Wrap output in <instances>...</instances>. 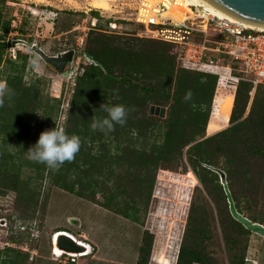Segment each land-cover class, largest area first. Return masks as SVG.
Here are the masks:
<instances>
[{
    "label": "trees",
    "instance_id": "16d2710c",
    "mask_svg": "<svg viewBox=\"0 0 264 264\" xmlns=\"http://www.w3.org/2000/svg\"><path fill=\"white\" fill-rule=\"evenodd\" d=\"M4 2L0 0V82H6L11 94L0 106V197L15 194L14 209L22 224L32 221L27 225L31 227L40 208L41 230L46 208V201L40 205L41 188L47 179L54 188L142 225L140 214L147 210L157 172L185 176L190 171L204 196L201 203L190 204L175 264H218L208 250L216 233L228 264H246L252 233L231 217L223 185L240 214L264 225V85L254 89L237 63L225 55L214 58L224 66L230 63L232 75L239 79L224 106L216 92L218 77L181 66L175 46L110 35L111 20L92 12L98 23L82 50L92 63L75 77L63 125L66 134L79 136L81 147L73 161L50 170L25 152L35 127L54 126L62 101L48 96L46 79L25 80L31 65L27 54L17 52L15 59L7 55L13 29L1 10ZM18 32L19 38L26 34L24 29ZM215 43L212 40L210 46ZM188 91L192 99L185 101ZM102 104L124 105L126 123L107 134L93 131V119L107 115ZM150 107L166 109L165 116L150 114ZM153 239L144 232L137 264H148ZM7 240L19 246L29 239L11 234ZM154 259L170 264L163 256ZM28 260L29 253L17 247L0 250V264Z\"/></svg>",
    "mask_w": 264,
    "mask_h": 264
},
{
    "label": "rangeland",
    "instance_id": "374dc122",
    "mask_svg": "<svg viewBox=\"0 0 264 264\" xmlns=\"http://www.w3.org/2000/svg\"><path fill=\"white\" fill-rule=\"evenodd\" d=\"M142 1L111 0L109 11L93 9L84 0H46L43 3L24 0H5L1 5V10L6 19L10 20L11 29H13L8 36L9 42L13 39L32 41V44L37 45L47 55L56 56L68 50H76L81 43V39H83V45L80 48L81 53L75 57V63L68 67L63 74H58L52 66L45 64L29 49L22 46L17 49V52H22L29 56V63L31 65L26 70L25 80L46 79L48 82L46 87L48 96L50 98L61 99L62 101L54 126L43 124L35 127L32 132L33 140L29 148L36 144L42 132L50 131L54 127H63L65 123V111L74 86L75 77L81 73V67L88 63L84 59L82 50L87 34L91 29L90 22L94 18L91 13L97 12L98 15L104 17V21L110 19L117 23L118 29L116 32L108 33L110 35L147 38L145 27L133 22L134 14ZM157 1L159 3L162 0ZM157 4L153 5L156 7ZM71 24L73 27L71 31L60 33L62 30L68 29ZM101 24L104 23L101 22ZM18 29H24L26 34L23 38H19ZM9 54L13 55L11 46L7 50V55ZM13 58L15 59L16 55ZM234 86H236V80L232 74L227 78H223L220 82L218 91L216 92L220 95L224 106L228 105L226 101L233 95ZM228 126L229 124L225 128ZM183 174L181 172L159 170L155 178L147 210L145 213L140 214L143 228L154 237L153 249L155 255L165 257L171 264L178 254L190 204L192 201L201 203V197L204 196L202 192L200 193V185L190 171L185 176H179ZM52 189L53 187L50 182L47 179L44 180L41 188V206L45 201H48ZM97 198L101 200L99 196ZM14 200L15 194L12 192L0 197V250L5 247H17L20 250L24 249L22 250L24 252L42 250L45 243L48 244V241L50 243V239L48 240V237L38 228L41 209L37 208L35 219L33 220L34 223L29 227L27 225L32 221L22 224L23 221L19 219L18 214L15 212ZM52 200L61 202L63 206H66V202L79 201L69 193H64L57 189L53 191ZM206 204L212 207L208 199H206ZM61 206L60 204L59 207L53 209L57 214L52 215V221L56 219V222L60 221L61 214L64 211L72 212L78 210L77 208H68L67 206L66 208H61ZM20 228H24L25 231H22ZM11 234H23L29 240L27 244L14 245L7 240ZM208 246V250L213 254L212 257L218 264H228V255L225 253L221 238L217 233L208 242ZM262 248H264V239L252 234L249 242V249L252 250L249 256L252 261L250 264H254L253 262L260 264L258 257H261L263 254ZM48 253L51 252L49 251ZM152 254L150 255L151 257ZM37 262H39L38 259H36Z\"/></svg>",
    "mask_w": 264,
    "mask_h": 264
},
{
    "label": "built area",
    "instance_id": "2783aa9c",
    "mask_svg": "<svg viewBox=\"0 0 264 264\" xmlns=\"http://www.w3.org/2000/svg\"><path fill=\"white\" fill-rule=\"evenodd\" d=\"M179 6L174 0H162L156 8L146 12L147 6L141 2L134 14L133 22L145 27L147 38L175 46L177 61L181 66L217 76V86L226 75L231 76L232 62L241 67V71L253 84L254 89L264 85V31L254 30L240 20L220 18L208 9L194 5L189 6L191 12L178 25L154 21L155 18L162 19L164 13ZM99 16L104 20L103 16ZM97 23L98 20L93 18L90 28H95ZM117 29L115 21L108 23L107 33L116 32ZM212 40L216 41L215 46H210ZM82 45L83 39L75 50L79 54ZM220 55L227 56L230 63L224 66L218 60H214L219 59ZM235 80L237 84L239 79ZM20 229L25 231L24 228ZM86 246L89 247L88 244ZM53 253L58 258H67L70 263H76L77 259L87 256L64 253L58 255L54 251Z\"/></svg>",
    "mask_w": 264,
    "mask_h": 264
},
{
    "label": "crops",
    "instance_id": "0c3cea01",
    "mask_svg": "<svg viewBox=\"0 0 264 264\" xmlns=\"http://www.w3.org/2000/svg\"><path fill=\"white\" fill-rule=\"evenodd\" d=\"M218 91V90H216ZM235 92V86H234ZM233 92V96H234ZM54 188L50 191L49 199L46 201V208L43 221L41 222V231L50 239V243H45L43 249L29 250L28 264H137L139 259V248L145 228L138 223L125 219L104 209L97 203L76 197L77 202H66L68 208H77L75 211H64L61 214V220H53V214H57L53 209L59 207L66 208L61 202L53 199ZM60 190V189H57ZM64 193L63 190H60ZM83 204V205H81ZM58 205V206H57ZM56 222V223H54ZM64 232L70 235L77 242L89 245V254L77 259L76 263H70L67 258H58L53 253L51 236L54 233ZM154 243L152 246V257L150 256L148 264H159L155 262ZM51 253H48L49 251ZM251 249L248 250L246 264L252 262L249 258ZM262 255L258 257L260 264H264V248ZM166 259L165 257H163ZM170 263L168 260H166ZM174 259L172 264H175ZM256 264L255 262H253ZM166 264V263H165ZM171 264V263H170Z\"/></svg>",
    "mask_w": 264,
    "mask_h": 264
},
{
    "label": "water",
    "instance_id": "95a60500",
    "mask_svg": "<svg viewBox=\"0 0 264 264\" xmlns=\"http://www.w3.org/2000/svg\"><path fill=\"white\" fill-rule=\"evenodd\" d=\"M210 5L220 9L227 13L231 17L236 18L247 24H253L257 26H264V0H205ZM13 56L15 57L17 49L22 46L29 49L33 54L38 56L45 64L52 66L58 74H63L66 69L73 65L74 58L79 54L78 51L68 50L63 53H59L56 56L47 55L37 45L32 44L23 39H13L10 42ZM84 59L92 63V59L84 55ZM166 109L150 107L149 113L165 116ZM210 136V135H207ZM225 180V175L220 174L221 184ZM223 190L227 198L228 209L231 217L241 224L247 231L255 234L264 239V225L250 221L247 217L240 214L236 208L232 199L231 193L226 185H223ZM64 233V232H63ZM66 234V233H65ZM56 247L66 255H80L86 253L87 249L83 243L77 242L70 235L59 236L56 239Z\"/></svg>",
    "mask_w": 264,
    "mask_h": 264
},
{
    "label": "clouds",
    "instance_id": "9594fccd",
    "mask_svg": "<svg viewBox=\"0 0 264 264\" xmlns=\"http://www.w3.org/2000/svg\"><path fill=\"white\" fill-rule=\"evenodd\" d=\"M11 94L6 82H0V106L4 98ZM185 101L192 99V92L188 91ZM100 108L107 114L104 118L93 119L90 127L105 134L114 130L116 125L126 123L127 109L122 104L109 106L102 104ZM81 147V140L77 135L69 136L63 127H54L50 131L42 132L36 144L28 149L26 155L36 163L45 164L50 170H59L65 162L74 160Z\"/></svg>",
    "mask_w": 264,
    "mask_h": 264
},
{
    "label": "bare ground",
    "instance_id": "6f19581e",
    "mask_svg": "<svg viewBox=\"0 0 264 264\" xmlns=\"http://www.w3.org/2000/svg\"><path fill=\"white\" fill-rule=\"evenodd\" d=\"M24 1H34V2L43 3L46 0H24ZM84 1L88 2L89 6L93 9L103 10V11H109L110 10L111 0H84ZM174 1L178 2L180 6L177 9H170L168 12L163 14L162 19L159 20L158 18H155L154 21H158V22L163 23V24L167 23L170 25H178L179 23H181L185 19V15H187L191 12L190 8H189L190 5L204 7L206 9H208L209 11L213 12L215 15H217L220 18L236 19L234 17H231L227 13L221 11L220 9L210 5L205 0H174ZM142 3L146 4L147 7L145 10H146V12H148L149 9L156 8L157 5L160 3V1L158 3L157 0H143ZM155 3L156 4L158 3L156 5V7L153 5ZM175 21H176V23H175ZM244 24L247 25L248 27L254 29V30L264 31V26H257V25H253V24H247V23H244ZM223 75H225V74H223ZM225 77L227 78L228 75H226ZM229 78H231V77H229ZM218 86H217L216 90H218V88H219ZM62 235L67 236L68 234L60 232V233H54L51 236V238H52L51 239L52 249L58 255H60L62 252L56 247V239H57V237L62 236ZM83 245L87 249V251L84 254H80L81 256L89 254V247H87L86 244H83ZM80 255H77V256H80Z\"/></svg>",
    "mask_w": 264,
    "mask_h": 264
}]
</instances>
